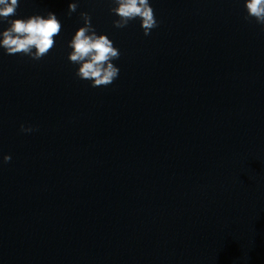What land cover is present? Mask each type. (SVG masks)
Returning a JSON list of instances; mask_svg holds the SVG:
<instances>
[{
  "label": "clouds",
  "instance_id": "clouds-1",
  "mask_svg": "<svg viewBox=\"0 0 264 264\" xmlns=\"http://www.w3.org/2000/svg\"><path fill=\"white\" fill-rule=\"evenodd\" d=\"M116 5L109 9L118 19L113 26L122 29L129 22L139 18L144 35L158 26L154 10L149 0H112ZM19 0H0V21H6L10 26L0 32V47L6 54H24L33 60H40L55 46V37L60 34L62 24L56 14L48 11L46 16L32 15L26 19L9 20L16 15ZM78 4L69 3L68 16L76 12ZM247 15L245 20L254 18L256 23L264 27V0H245ZM83 26L78 28L68 46L72 51L68 60L79 65L75 75L81 80L91 81L92 87L108 86L119 76V68L113 61L120 58V51L113 46L112 40L105 34H97L91 23L88 12H81ZM22 133H31L35 129L31 126L20 125ZM10 155L3 157V162L11 161Z\"/></svg>",
  "mask_w": 264,
  "mask_h": 264
}]
</instances>
